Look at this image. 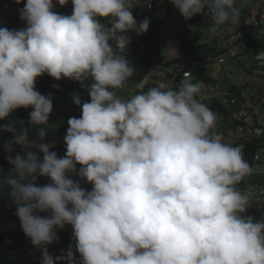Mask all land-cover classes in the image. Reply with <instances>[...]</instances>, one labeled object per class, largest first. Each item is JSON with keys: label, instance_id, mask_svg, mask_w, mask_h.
Segmentation results:
<instances>
[{"label": "clouds", "instance_id": "obj_1", "mask_svg": "<svg viewBox=\"0 0 264 264\" xmlns=\"http://www.w3.org/2000/svg\"><path fill=\"white\" fill-rule=\"evenodd\" d=\"M237 1L169 0L185 21L210 17L212 35L239 26ZM67 3L26 0L24 27H0V120L8 121L0 131L12 134L2 180L41 264H264V210L248 214L257 190L238 187L256 175L242 148L215 131L216 114L198 98L204 82L183 71L176 88L146 87L145 77L131 96L117 94L135 73L127 33L150 24L133 10L150 9V0H71L70 15L54 10ZM45 74L78 82L89 98L73 97L80 116L67 120L63 156L44 142L52 94L36 80ZM21 108H31L34 134L8 119ZM13 144L25 151L13 157ZM66 226L74 244L53 257L47 246Z\"/></svg>", "mask_w": 264, "mask_h": 264}, {"label": "trees", "instance_id": "obj_2", "mask_svg": "<svg viewBox=\"0 0 264 264\" xmlns=\"http://www.w3.org/2000/svg\"><path fill=\"white\" fill-rule=\"evenodd\" d=\"M25 2L26 0H21L17 4L16 0H0V15H3L0 27L17 30L23 28L24 22L20 20L18 9L22 8ZM155 2L153 9L150 11L139 15L133 11L134 18L137 21L147 17L150 20V24L147 32L141 35H136L134 32L127 33L131 37V42L125 50V54L130 63L134 64L135 73L125 85L135 86L139 80L147 77L150 69L154 68L162 60V48L164 45H168L170 49L177 53L176 56L170 59L171 63L176 64L175 69L182 67L183 71L189 72L193 82L199 80L206 84L210 81L215 83L217 80L212 78L208 70L212 61L211 58L216 53L215 44L213 39H211L212 35L208 36L206 42H201L199 31L196 29L197 21L204 16L197 15L185 21L169 0H155ZM238 4L237 1V6ZM57 6H60V10L65 15H70L72 12L71 0H68L66 5L56 4L55 7ZM261 45H263L261 41L256 43V46ZM232 60H229L228 65H231ZM225 81L228 80L225 79ZM228 84L233 93L245 100L242 90L239 88L241 87L239 83H237L238 87L236 86L237 84H230L229 82ZM57 85L58 88L55 87ZM149 86L155 85L147 83L146 87ZM177 86L178 84L174 83L172 88ZM36 90L45 95L52 94L53 111L49 117L48 135L45 137L44 142L51 145L50 151H55L58 156H63L65 152L63 138L68 127L67 120L69 117L75 116L78 118L80 116V107L74 103L73 97L79 95L82 101L88 100L86 90L78 82L67 78L57 81L46 74L37 78ZM135 91H137L136 88ZM208 106L212 110H218L221 114L224 113L227 117L233 116V113L238 108L235 104L227 102L226 99H224V102L218 100L210 101ZM30 111L31 108L18 109L17 112H12L8 119L16 121L17 127H20L21 122H23V126L30 128L31 133L34 134L37 129L27 124ZM7 122V120H0V126ZM238 123L235 118L229 125L224 121H220L216 124L217 126L215 125V131L223 135L225 143L233 146H245L242 151L249 164L252 165L255 148L264 144L263 138L245 136L238 133L236 130ZM11 135V133L0 131V264H41L40 249L34 247L30 239L22 232L20 222L15 215L16 207L10 201L9 190L2 180L10 168L6 160L8 153L4 151V145L11 139ZM12 148L14 149L11 153L13 157L17 153L22 154L25 151L23 146L17 144H13ZM73 178L76 179V177ZM48 182L46 177H40L37 181L41 185ZM253 182L264 184V175L246 177L238 187L243 188L245 183ZM81 185L86 188L83 181H81ZM262 210H264V204ZM262 210H258L253 204L248 209V214L259 218ZM58 237V242L47 246L53 257L61 254V251H59L61 238H64L66 242L70 241L69 237L65 236L64 229L58 230ZM62 264H67V262L64 261Z\"/></svg>", "mask_w": 264, "mask_h": 264}, {"label": "built area", "instance_id": "obj_3", "mask_svg": "<svg viewBox=\"0 0 264 264\" xmlns=\"http://www.w3.org/2000/svg\"><path fill=\"white\" fill-rule=\"evenodd\" d=\"M252 2V8L242 10L244 6V1L239 2V7L241 8V18L240 24L235 29V31L228 28H221L217 31L215 35H212L213 42L215 44L216 53L211 58V76L217 81L212 87H210V94L208 88H202L201 96H198L205 104L209 105L211 99L224 102L226 101L235 104L238 106L237 110L233 113V116H226L224 113H220L218 110H213L217 116L216 124L220 121H224L228 125L231 121L235 119L238 120L236 130L238 133H241L245 136H254L257 138H263L264 143V96L260 99L251 97L249 100L244 101L241 97L233 92H222L217 88V83H219L220 89H228V81L232 78L228 77V74H231V66L228 65L230 59H239L244 55H252L255 53L256 64L260 67L256 70H253L252 75H257L264 79V75L255 74L260 72L264 74V63L257 60V56L262 51L257 52L256 43L259 40H264V6L258 0H249ZM152 7L150 9L143 7H136L133 11L138 15L143 12L150 11L155 5V0H150ZM210 58V57H209ZM227 67V68H226ZM227 69V70H226ZM227 71V72H225ZM254 78V77H253ZM202 83L201 86H207L210 84ZM258 86V84H256ZM255 86V87H256ZM246 86L242 91L246 93ZM264 89V87H262ZM264 94V91H262ZM209 95L211 99L206 96ZM203 98V99H202ZM259 105L260 107H258ZM253 107H257V110H254ZM252 110V115H247V111ZM227 117V118H226ZM245 146H243L244 148ZM252 167L254 172L252 175H264V144L258 145L254 151V158ZM251 185L257 190V199L253 203L258 210L263 209L264 204V195H261V192L264 191V184L259 183H245L243 188Z\"/></svg>", "mask_w": 264, "mask_h": 264}, {"label": "rangeland", "instance_id": "obj_4", "mask_svg": "<svg viewBox=\"0 0 264 264\" xmlns=\"http://www.w3.org/2000/svg\"><path fill=\"white\" fill-rule=\"evenodd\" d=\"M259 1L264 6V0H259ZM249 8H252V2H250L249 0H246L244 2V6H243L242 10H246ZM60 9H61L60 6H57L54 8L55 11L64 14L63 11H61ZM2 20H3V15L1 14L0 15V23L2 22ZM210 23H211V20H210V17H208V16H204L201 20L199 19L197 21L196 29H198V31H199L201 42H206V39H208V36L212 35V33L208 31V27H209ZM261 50L264 51V47H262ZM254 54L255 53H253L248 58H243L241 60L240 65H239L238 61L232 62L231 63L232 69L230 71L231 74H228L229 78L232 75V78L230 80H228V82L230 84L239 83V85L242 87L248 86V88L245 90L246 92H249L245 97L246 100H249L251 97L260 99L262 96H264V94L262 93V91H264V89H262V87H264V79H262L261 77H258L257 75H252L249 73V71H252L254 69L256 70L257 68H260L256 64V58H255ZM176 55H177L176 51L170 49L168 47V45L163 46V48H162V60L160 61V63L156 64L154 66V68L150 69V71L148 72V75L146 77L149 84L157 85L159 83H164L169 88H172L174 83L176 85L179 84L180 80L182 79L181 76L184 75L183 68L181 67L180 69L179 68L175 69L176 64L171 63V60H170L171 58H173ZM262 69H264V67H262ZM252 73H253V71H252ZM255 74L264 75L263 73H260V72H256ZM178 78H180V79L177 80ZM251 83H256V84H258V86L253 87ZM213 85L214 84L212 82H210L209 85L201 86V88H208V91L210 92L209 88L212 87ZM216 85H217V88L222 92H232L230 90V88L220 89L219 83H217ZM130 88L135 89V86L130 85V84L125 85L122 90H119L117 92V94L120 96L129 97L133 94L130 92ZM210 94L213 95L212 92H210ZM199 96L202 97L201 94ZM206 97L211 99V97H209V95H207ZM211 101H213V100L211 99ZM257 106L260 107L259 105H257ZM253 109L257 110V107H253ZM253 109H251L250 111H247L246 114L248 116L252 115ZM17 111H18V109L15 110L14 112H17ZM240 147L243 148V146H240ZM85 186H86V188H88L90 190L91 185L85 184ZM71 232H72V230H71L70 226H66L64 228L65 236L69 237L70 241L66 242V240L64 238H61L60 242H59V251L61 249H67V247L69 246L70 243L74 244V242L71 240Z\"/></svg>", "mask_w": 264, "mask_h": 264}, {"label": "crops", "instance_id": "obj_5", "mask_svg": "<svg viewBox=\"0 0 264 264\" xmlns=\"http://www.w3.org/2000/svg\"><path fill=\"white\" fill-rule=\"evenodd\" d=\"M244 2L246 1V0H243ZM259 1V0H258ZM251 2V1H250ZM260 2V1H259ZM261 3V2H260ZM239 7V6H238ZM240 8V7H239Z\"/></svg>", "mask_w": 264, "mask_h": 264}]
</instances>
